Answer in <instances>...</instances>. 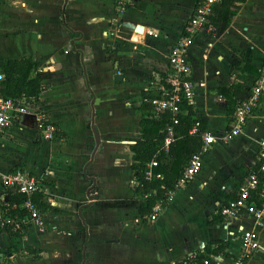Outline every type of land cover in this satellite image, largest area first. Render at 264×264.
I'll list each match as a JSON object with an SVG mask.
<instances>
[{"label": "crops", "instance_id": "0c3cea01", "mask_svg": "<svg viewBox=\"0 0 264 264\" xmlns=\"http://www.w3.org/2000/svg\"><path fill=\"white\" fill-rule=\"evenodd\" d=\"M198 1L133 0L121 16L117 0H0V67L27 58L51 73L35 102L59 129L45 141L26 115L1 135L0 170L42 177L48 210L21 237L0 228V264H63L62 255L72 264H175L191 255L198 264H264V225L259 250L245 255L237 223L225 235L218 211L264 139V96L238 136L220 138L232 114L224 90L243 73L242 97L264 65V0L237 3L222 33L197 37L189 50L194 117L218 138L200 172L157 204L154 220L143 222L133 207H103L136 195L129 147L150 116L143 97L167 74L170 49ZM122 162L129 174L122 193L103 196ZM7 190L0 181L1 202Z\"/></svg>", "mask_w": 264, "mask_h": 264}, {"label": "built area", "instance_id": "2783aa9c", "mask_svg": "<svg viewBox=\"0 0 264 264\" xmlns=\"http://www.w3.org/2000/svg\"><path fill=\"white\" fill-rule=\"evenodd\" d=\"M225 0H199L193 12L185 20L178 40L171 47L168 56V72L163 77H157L151 83L154 91L153 99L148 102L151 105L150 117L158 118L162 113H168L173 118L171 124L165 129L166 137L160 150H168L170 142L174 138V125L177 124V116L184 114L180 107L183 101L194 103L195 85L190 80L191 62L189 50L194 41L201 35H215L212 24L213 11L216 6ZM133 0H117L116 12L121 16L125 14ZM119 21V20H118ZM3 76L0 74V82ZM264 96V65L254 77L250 85L244 89L243 96L237 101L234 111L228 121V130L220 137L229 141L238 136L245 127L253 111L259 106ZM30 116L37 132L45 141H52L58 137L59 129L50 116L38 108L33 98L22 96L20 98H5L0 93V138L3 132L22 116ZM199 121H195L189 134L200 136L199 150L188 159L182 174L178 179L175 190L183 188L190 183L200 172L204 156L216 145L218 138L207 130H201ZM158 153V152H157ZM158 165L156 155L146 165L144 177L162 179V175L153 173L152 169ZM43 178L22 172L20 170H0V181L8 189L24 196L21 204L27 213L23 216H6L0 211V228H11L13 231L24 232L30 220L39 221V210L33 204L31 198L39 192H43ZM174 190V191H175ZM174 191L168 193V197ZM157 205L149 215L150 220L158 216ZM219 217L225 235L232 224L241 237L242 249L245 255H253L259 248L258 229L264 225V139L259 142L256 163L235 189V197L226 200L219 206ZM242 220L249 222L247 226L241 224ZM193 255L187 257L193 262ZM183 261L182 264H186ZM193 264V263H192ZM203 264H208L207 260Z\"/></svg>", "mask_w": 264, "mask_h": 264}, {"label": "trees", "instance_id": "16d2710c", "mask_svg": "<svg viewBox=\"0 0 264 264\" xmlns=\"http://www.w3.org/2000/svg\"><path fill=\"white\" fill-rule=\"evenodd\" d=\"M244 0H225L214 8L213 17L211 19L214 26V34L222 33L231 20V17L237 11V3ZM245 63H248L246 61ZM36 71L35 75L31 73ZM0 74L3 80L0 82V93L5 98H20L25 96L33 98L35 101L39 94L40 84L43 80L51 78V73L48 70L39 69L38 64L27 58L19 60H7L0 67ZM245 74L239 73L237 81L226 88L224 92L228 94L231 91L228 99V112H233L237 101L241 98L243 82L246 79ZM154 95H145V106L151 110V105L148 102L153 99ZM193 104H188L183 101L180 105L185 111L184 114L178 115L177 124L174 125V138L170 142L167 152L160 150L162 147L166 132L165 129L171 124L172 116L168 113H162L158 118L150 116L141 118L139 124L142 131V139L129 147L132 153L131 169L134 172V181L136 182V195L130 199L117 200L110 204H105L106 208H121L133 207L136 209L143 222H146L147 217L152 213L153 208L164 202L168 198V193L175 190V185L180 178L183 168L188 159L199 150L200 136L199 134L190 135L189 131L197 119L194 117L192 108ZM201 125V130H204L202 121L198 120ZM158 152V153H157ZM158 165L152 169L154 175H162V179L152 178L147 180L144 177L146 165L154 158ZM7 200L0 201V211L6 216H23L27 213L25 208L21 206L24 201V196L10 189L6 191ZM35 207L39 210V215L48 210V206L44 200L42 192L36 193L31 198ZM5 231L13 237H21L24 232L13 231L11 228H6ZM25 231V229H24ZM63 264H72L71 260L65 255H62ZM202 258L199 256L195 261L198 262ZM192 264L187 257L175 264Z\"/></svg>", "mask_w": 264, "mask_h": 264}, {"label": "rangeland", "instance_id": "374dc122", "mask_svg": "<svg viewBox=\"0 0 264 264\" xmlns=\"http://www.w3.org/2000/svg\"><path fill=\"white\" fill-rule=\"evenodd\" d=\"M124 159L126 161V157L123 158V160ZM127 160H128V157H127ZM123 162H122V164L120 166V169L122 171V174L120 176H118V179H117L116 184H114L113 181H108V184H107L108 186L105 187V188H103V190H102V195L103 196L108 197V196L114 195L115 189L118 190V193H122L123 189H121L119 187V183H120V181L121 182H125L127 180V178H125V176H128L129 175L127 169L124 167V163Z\"/></svg>", "mask_w": 264, "mask_h": 264}, {"label": "water", "instance_id": "95a60500", "mask_svg": "<svg viewBox=\"0 0 264 264\" xmlns=\"http://www.w3.org/2000/svg\"><path fill=\"white\" fill-rule=\"evenodd\" d=\"M136 30H137L138 32H140V31H141V28H140V27H137ZM92 131H93V132H96V129H95L94 126H93V128H92ZM97 140H98V139H97Z\"/></svg>", "mask_w": 264, "mask_h": 264}]
</instances>
